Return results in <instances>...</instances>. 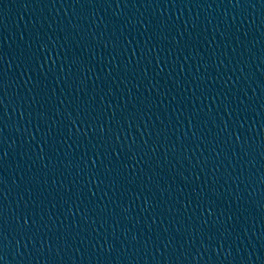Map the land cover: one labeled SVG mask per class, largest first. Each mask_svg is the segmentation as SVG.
Returning a JSON list of instances; mask_svg holds the SVG:
<instances>
[{
	"label": "water",
	"instance_id": "water-1",
	"mask_svg": "<svg viewBox=\"0 0 264 264\" xmlns=\"http://www.w3.org/2000/svg\"><path fill=\"white\" fill-rule=\"evenodd\" d=\"M0 264H264V0H0Z\"/></svg>",
	"mask_w": 264,
	"mask_h": 264
}]
</instances>
